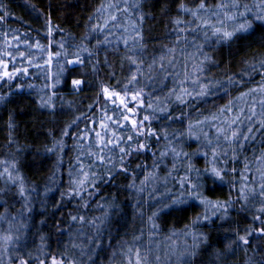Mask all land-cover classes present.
Wrapping results in <instances>:
<instances>
[{
  "label": "trees",
  "instance_id": "1",
  "mask_svg": "<svg viewBox=\"0 0 264 264\" xmlns=\"http://www.w3.org/2000/svg\"><path fill=\"white\" fill-rule=\"evenodd\" d=\"M133 2L134 0H128L129 5ZM179 2L180 0H163V2L162 0H140L139 12L132 10L129 14H125L123 12L117 13L115 9H109L103 14H97L96 10L101 4L117 3L122 8L124 2L123 0H0V3L6 5L8 12L11 13L3 23H0V55L6 51H13L14 55H18L14 48H10L5 43L3 35L5 32L8 33V42L13 46L16 41L12 40V36L20 37V51L25 53H28L29 49L23 43L24 41L32 44L39 41L44 46L51 43L52 46L43 53L34 48L31 50L36 63H44V59L36 58L42 56L46 59L48 53L53 54L50 69L47 66L44 70L29 68V75L26 77H21L9 84L0 81V96L6 97L0 102V162H6L0 163V172L7 167L10 168L14 176L19 174L24 178L25 188L29 190L26 192L30 200L28 207L31 209L30 212L25 211L24 200L18 194L17 186L8 182L7 178L3 180L7 181L8 184H3L0 177V192L7 188L11 195L10 198L13 197L15 203L14 207H6L12 213L23 207L21 214L15 220L16 234H13L21 236V243L12 247L5 246L3 242H0L1 251L4 252V256H0V264H18L16 257L28 259L27 253L44 259L43 253L59 256L65 251L77 260V264H122V258L117 255L114 259L112 253H119V245L123 242H126L128 247L146 250L148 258L159 257L161 261L157 259L155 261L162 263L167 260L161 258L166 259L168 253L162 249L159 250L161 253L150 252L156 250L155 243L152 241L161 240L164 242L163 237L172 232L183 231V227L189 226L197 216H200L198 202H189L188 205L180 206L185 210L184 214L177 210H166L160 213V216L155 220L158 229L154 232L159 235L156 237L151 235L153 231L148 223V217L157 208L162 207L165 203H170V201L167 198L161 202L151 199L150 191L155 187L159 188L157 186L143 187L142 192L137 191V189L142 187L141 181L145 174L152 171L153 160H157L159 163V180H161V176L169 172L168 168H173L171 153L163 159L164 161H159V152L165 150L167 145L165 144L164 147L156 145L155 140L151 141L152 150L142 152L127 160L126 166L129 171L135 172V188L127 187L132 180L131 176L112 170V179L105 178L96 185L98 191L90 196L96 197L95 200L88 197L86 200L78 201L76 197L79 196L68 197L65 195L63 198L61 196L62 193L68 191L70 180L74 179L72 175H69V172H72L71 166L74 157L79 154V148L76 145L78 134L88 126L89 121L103 119L101 112V108L104 107L103 100L100 104H94V97L99 92V85L103 83L109 88H113L116 87L117 80L124 84L127 82L130 72L135 71L134 68H130L125 58L131 53L127 52L122 40L132 35L128 31L133 24L139 23L138 15L143 14L144 16L141 28L145 50L142 54L144 60L143 76L139 77L140 83L136 87L142 88L144 93H151L153 99L155 97L163 98L171 90V87L178 89V84L171 80L172 77L173 79L178 78L176 71L167 67L168 61L167 63L164 62L166 71H161L159 58L166 57L168 55L167 49L170 48L181 54L193 48L192 41L188 38V31L183 36H178L174 31L175 25L171 23L173 18L191 19V17L177 12L176 7ZM184 2L189 6H194V0H184ZM218 2L219 0H207L210 5ZM238 2L241 5H248L251 12L255 13L257 11L256 5L259 4L260 0H238ZM27 4L35 5L44 16L50 14L53 32L49 38H45L47 29L44 26L43 17L36 20L35 14L26 7ZM164 4L168 5L169 11H162ZM239 11H244V9L241 7ZM110 14H116L120 17L116 27L109 23L108 29L105 31H90L93 25L97 23L103 26ZM89 17L92 19L90 20ZM248 19L251 20L252 16L249 15ZM121 25L128 31H123ZM255 26L257 30L254 35L235 41L230 48L215 45L204 47V53L211 57L203 73V75L205 74V82L209 79L219 81L224 80L226 76H233L238 83L227 86V94L223 88H218L204 99L190 102L187 107L177 103L169 104L168 107L173 117H180L182 112L187 113V119H184L183 123L178 120L160 118V121L165 125L164 129L172 134L169 138L185 132L189 120L194 122L203 116L217 113L218 109L224 107L229 101H232L233 111L232 113H225L221 119L235 115L241 108L245 111L248 110V104L239 107V103L236 102L237 98L245 90L259 85L261 79L264 82V68L259 67V61L264 59V28ZM191 27L192 25H189V28ZM85 35L88 36L87 40L84 39ZM105 36L110 43L101 44L97 47V40L103 41ZM185 37L187 42H185ZM178 40L179 43H177ZM61 41L64 43V49L57 47ZM81 44L93 52L91 62H89L86 54H82L80 58L84 59V65L67 64L66 60L76 59L74 54L80 51L79 46ZM129 46L131 47V44ZM217 48H221L218 54H216ZM191 51L199 54L194 49ZM57 52L62 53L59 60L55 58ZM64 53L67 55L65 56ZM105 58H107V62H105ZM154 58L157 63L150 74L151 78L146 79L149 76L147 66L152 63ZM7 62L9 63V70H11L12 63L10 60ZM250 64H255L257 71H251L249 69ZM93 65L97 66L95 72H93ZM16 66L20 67L21 63L17 62ZM23 66L27 67V64ZM49 70L52 74L51 80L45 78V72ZM58 73L59 84H55ZM112 74H115L114 80L110 79ZM73 79H83L89 83L82 86L79 91H73L71 84ZM170 82L172 86H170ZM18 84H22L23 88H18ZM29 84L34 85V87L29 88ZM46 84H55V87L48 89L45 87ZM117 90L120 89L117 88ZM53 92L55 95L52 98V103L55 105V110L41 109L38 103L39 98L41 96L47 98ZM144 99L148 103V97L145 96ZM89 105H94L92 110H89ZM108 114L113 115L111 111ZM262 115V120H264V113ZM9 117L12 118L13 127L11 129L8 127ZM76 117H80V119L76 125L68 129V136L61 137V132L66 125ZM158 124L159 122H154L153 125L157 126L156 131L159 133L161 127H158ZM246 124L252 128L251 133L246 132L249 139L241 141L243 147L237 149L235 161L228 159V168H235L236 172L229 171L222 184L218 183L211 190L207 188L203 190L204 195L210 200L234 199L238 195L237 188L245 182L241 174L247 177L249 187L257 186L260 182V172L257 169L264 171V164L257 161L256 157L264 153V128L260 127L259 122ZM246 124L241 126H246ZM94 126L97 127L98 124H94ZM245 131L247 130L245 129ZM49 132L52 133L51 136L48 135ZM53 137L56 140H63L62 152L59 150L56 153L45 152V146L49 148L53 146ZM161 140L164 141V139ZM180 141L186 149L196 145L191 140L183 139ZM152 151L156 154L155 156H153ZM205 151H208L207 147H205ZM112 155L115 157L116 153H112ZM231 155L232 153H229V157ZM65 159L70 163L63 165L61 162ZM188 162L182 160L181 163H175V166L178 165V167H175V170L171 172V191L168 188L165 189L173 194L177 193L176 190L180 189V187H176L178 180L189 174L184 169ZM190 163L198 169H203L206 166V158L198 154L192 156ZM245 163L248 164L247 171L245 170ZM137 164H143L147 167L137 169ZM190 175L195 177L194 172ZM146 189L147 191H145ZM10 198H6L5 201ZM83 198H87V196L84 195ZM85 202L87 203L86 209L82 207ZM98 204L104 205V207H97ZM5 205L7 204L0 203V212L4 211ZM259 206L258 201H252L247 206L248 210L243 211L240 208V203H234L229 208L228 220H220L215 217L211 223L199 224L201 233L207 235L208 241L202 243L196 250L192 260L182 262V264H264V239L255 237L249 238L250 244L246 246L247 250L245 247H239L236 248L235 254L227 253L220 259L214 255L218 251H224L225 237L230 234L232 229L242 228L245 224L251 223V216L256 214L255 208ZM105 211L108 212V218L102 225L101 246L95 248L89 244V237L93 235L95 229L88 224L80 225L71 222L70 215L103 218ZM162 219L181 223L165 226L161 221ZM237 221L238 223H236ZM97 223L100 221L97 220ZM21 224L26 227L21 228ZM78 229L81 231H77ZM241 234L244 233L241 232ZM41 236L45 237L43 241H41ZM134 237H139V240H134ZM73 243L80 247L72 248ZM6 248L7 250H5ZM81 249H83L84 255H81ZM88 256L92 257L91 261L88 260ZM169 262L176 264L174 261ZM29 264L32 262L29 261Z\"/></svg>",
  "mask_w": 264,
  "mask_h": 264
},
{
  "label": "snow or ice",
  "instance_id": "2",
  "mask_svg": "<svg viewBox=\"0 0 264 264\" xmlns=\"http://www.w3.org/2000/svg\"><path fill=\"white\" fill-rule=\"evenodd\" d=\"M124 7L121 8L120 4L109 3L107 5L101 4L97 8V14H103L109 9H115L117 13L123 12L129 14L132 10L139 12L140 10V0H134V2L129 5L128 0H123ZM163 2V0H162ZM26 7L30 10L31 13H34V18L40 20L43 17L44 26L47 29L45 38H49L53 32V25L51 22L50 14L44 16V14L36 8L35 5L27 4ZM243 8L244 11H239L240 8ZM257 11L255 13L251 12V9L248 5H241L238 0H219L218 3L210 5L207 3V0H194V6H189L180 0L176 10L177 12L191 17L190 20H184L180 18H173L171 23L175 25L174 31L178 36H183L186 31H191L194 36L197 33L201 34V38L204 43L197 44L195 40L192 41L197 52L200 55L204 56V59L199 62V64L194 65L193 75L195 79H191L188 76V73L185 72V79L180 82V87L173 88L169 93L161 97H155L153 99L151 93H144L142 88H137L136 86L140 83L139 77L143 76V52L145 46L143 44L144 36L142 35L141 25L143 24L144 16L143 14L138 15L137 19L138 24L132 25V35L129 38L123 39V45L127 49L130 55H126V60L130 68H134L135 71L130 72V76L126 83L121 84L119 80L116 81V87L109 88V86L101 83L99 85V92L96 97H94V104H100L103 100L104 107L101 108L103 113V119L99 121H91L94 124H98L100 131L95 128L91 129V136L89 132L86 131L83 135L78 137L79 141H90L87 144V147L81 144L80 153L76 157L78 173L80 177L78 179L70 180V187L66 193H62L61 196L67 195L68 197L79 196L83 199L84 194L92 196L96 192V183L98 180H103L105 178L112 179V170H115L119 173H125L128 176L132 177L131 182L127 185L128 188H135V172H130L129 168L126 166L127 158L134 157L139 155L142 152L149 151L151 149V144L149 141L155 140L157 143L160 139L169 141V146L166 150L159 152V161L168 156L169 153L172 154L173 159V168L169 170L168 175L171 176V172L175 170V161L176 160H186L187 163L186 171L189 173L179 180L180 191L178 194L168 193L167 199L170 203H165L162 207L157 208L152 214L148 217V223L151 230L154 232L158 229V225L155 223V220L160 216V213L165 212L166 210H177L182 211L180 207L182 205H188L189 202H198L200 206L204 208L202 215L197 216L193 220V224L197 223H211L213 217H216L220 220H228V211L234 203H240V208L243 211L248 210V205L252 201H258L259 207L255 208L254 215L251 216V223L245 224L242 228L232 229L230 234L225 237V249L223 252H216L214 255L217 259H220L223 255L227 253L235 254L236 248L245 247L250 244V237H255L259 239H264V171L257 169L260 172V182L257 186L249 187L247 182V177L242 175V179L245 181L237 188L238 195L233 199L228 200H210L207 196L204 195V189L207 188L211 190L218 183H223L225 181V176L229 174V171L232 173L236 172L235 168H228V159L235 161L236 151L238 148H242L243 144L241 141H246L249 139V136L240 131V126L243 124L245 119L251 121L252 117L256 115L254 108L249 109L252 113L251 116H245V110L243 108L239 109L235 115L221 119L225 113H232V101H229L224 107L219 108L217 113H213L210 116H203L202 119H197L194 122L189 120L187 123V130L184 133H180V136L175 137L176 139L185 138V139H195L198 142H201L205 147L208 148V151L200 152L198 149L196 152L188 153L183 150L178 151L175 146H171V140L169 139L170 133L164 128L160 129L158 133L151 127L153 119L163 118L166 120L180 121L184 122V119H187V113L182 112L180 117H173L171 111L168 107L169 104L175 102L185 107L189 106L190 102H195L198 99L202 100L211 92L218 88H223L225 94H227L228 87L232 86L238 81L235 80L233 76H226L224 80H212L209 79L205 82V78L202 77L204 71L203 65L206 61H210L211 57L204 53L203 49L206 45L208 46H228L229 48L232 44L240 39H244L247 36L254 35L257 28L255 25H258L260 28H264V0H260L259 4L256 5ZM162 11H169L167 4H164ZM11 15L7 10V6L0 3V23H3L6 18ZM251 15L252 19L249 20L248 16ZM91 20L92 17H89ZM120 17L116 14H110L105 20L103 26L99 23L93 25L90 31H105L108 29L109 23L116 27L119 23ZM23 22V21H22ZM189 25H195V27L189 28ZM29 27H31L29 25ZM123 31L127 32L128 29L124 28L121 25ZM58 31H62L57 29ZM5 43L8 44L10 48H14V51L18 55H14L13 51H6L0 55V81L5 84H9L14 80H18L21 77H26L29 75V68H35L37 70H44L45 66L50 69L53 54L48 53L46 59L44 57H38L36 59H44V63H36L35 59L31 54V50L34 48L40 52H45L47 48H50L52 45L49 43L47 46L41 45L39 41H36L35 44L24 41L23 43L29 49L28 53L20 51L21 41L20 37L17 35L12 36V40L16 41L13 46L7 40L8 33L5 32ZM27 35V34H24ZM84 39L87 40L88 36L85 35ZM180 41L178 40L177 43ZM185 42L187 39L185 37ZM110 41L107 36H105L103 41L97 40V47L101 44H108ZM131 44V47L129 46ZM57 47L64 49V43L61 41L58 43ZM80 51L75 53V60H66L67 64H76L84 65V59H81L82 54H86L89 62H91V57L93 52L90 51L86 46L81 44L79 46ZM168 55L171 59L168 60L169 64L175 62V49H167ZM62 53H55V58L60 59ZM66 56L67 54L64 53ZM8 60L11 61L12 67L9 70ZM159 69L161 71H166L164 67L165 57L159 58ZM17 62L21 63L20 67H17ZM107 62V58H105ZM157 61L154 58L152 63L149 64L148 71L149 76L146 79L151 78V72L156 65ZM27 64V67L23 66ZM96 65H93V72L96 71ZM186 67V65H185ZM259 67L264 68V59L259 61ZM249 69L253 72L257 71L255 64H250ZM45 78L47 80L52 79V74L49 71L45 72ZM110 79H115V74H112ZM89 82L83 79H73L71 84L73 91H79L82 86L88 84ZM184 83H189L192 85L191 88L183 87ZM55 84H59V73L56 75ZM55 84H46L45 87L48 89L54 88ZM18 88H23L22 84L17 85ZM29 88H33L34 85L29 84ZM119 88L120 90H117ZM134 89V91H131ZM257 89H250L248 93H242L237 99H242L244 96L255 93ZM259 91L264 92V84L259 88ZM123 93V94H122ZM55 95L53 92L52 95H49L47 98L41 96L39 98V107L41 109L55 110V105L52 103V98ZM148 97V103L145 106L144 98ZM5 96H0V102L5 100ZM134 103V107H129V103ZM261 104L264 105V101H261ZM94 105H89V110H92ZM145 109L151 110L150 115H143L139 119H132L131 117L137 115V110ZM111 111L113 115H109L108 112ZM159 114V115H158ZM199 115H202L198 113ZM80 117H76L71 123L66 125V127L61 132V137L68 136V129L76 125V122ZM12 118L9 117L8 127L11 129L13 124L11 122ZM125 125H128L126 128ZM147 125V127H146ZM261 128H264V120L259 121ZM209 126L210 131L213 133L212 138H209V132H204L203 127ZM199 128L200 134H196L194 129ZM118 131H123L125 135H118ZM248 133L252 132V128L247 129ZM49 136L52 135L51 132L48 133ZM226 146V147H225ZM64 144L63 140H56L53 137V146L51 148L45 146V152L56 153L58 150L63 151ZM95 149V150H93ZM112 153H116L114 157ZM209 153L211 154V159L207 160ZM229 153H232L229 157ZM203 155L206 158V166L203 169L195 168L194 165L190 163L192 156ZM156 154L153 153V156ZM82 157H87L91 163L85 166ZM256 160L264 164V153L261 156L256 157ZM6 163V162H0ZM100 167H104L106 170L103 175H98ZM146 165L137 164V169H144ZM14 168V166H13ZM87 168V170H86ZM152 171L147 172L144 176V179L141 181V185L147 183L150 179L156 180V172L159 169V163L157 160H153ZM15 170V168H14ZM245 170H248V164L245 163ZM195 173V177H192L190 174ZM71 176L72 173L69 172ZM6 176L7 181L12 185L17 186L18 194L24 200V209L27 212H30L31 209L28 207L30 200L26 195V192L29 190L25 188L24 178L19 174L13 175L7 167L4 168L3 172H0V177ZM255 183V182H253ZM91 188L92 191L89 192L88 189ZM143 187L137 189V191H143ZM59 207V205H57ZM83 208H87V203L85 202L82 205ZM97 207H104V205L98 204ZM209 208L212 209L211 215L208 214ZM219 213V215H217ZM142 215V214H141ZM108 218V212L105 211L104 217H94L86 218L84 215H70L71 222L79 223L80 225L88 224L91 228L95 229V232L91 237H89V244L93 245L95 248H100L102 240V225L105 220ZM13 220L16 217L12 218ZM97 220L100 223H97ZM0 223L7 224L6 233L0 234V242H3L5 246L16 247L21 243L20 235H13V224L12 220H9L7 216H0ZM238 223V221L236 222ZM21 228L26 227L21 224ZM59 230V229H58ZM19 231V229H17ZM77 231H81L78 229ZM241 232L244 234L242 235ZM189 235H192L189 233ZM194 240L193 251L187 252L186 255L188 258L195 256L196 250L199 249L200 245L195 243L198 239L201 243H207V235L201 234L200 236L192 235ZM45 237L41 236V241ZM134 240L138 241L139 237H134ZM43 247V245H42ZM80 246L73 243L72 248H79ZM119 253L113 252L112 256L115 259L117 255L122 258V264H147L148 256L147 253H142L139 248L128 247L126 242H123L119 245ZM7 250V248L5 249ZM44 259L40 256H33L31 253H27L28 259L16 257L18 264H29V261L32 264H77V260L74 259L67 251L61 253L59 256L51 255L50 253H43ZM81 255H84L83 249H81ZM159 259V257H156ZM88 260L91 261L92 257L88 256Z\"/></svg>",
  "mask_w": 264,
  "mask_h": 264
},
{
  "label": "rangeland",
  "instance_id": "3",
  "mask_svg": "<svg viewBox=\"0 0 264 264\" xmlns=\"http://www.w3.org/2000/svg\"><path fill=\"white\" fill-rule=\"evenodd\" d=\"M192 27H195V25H192ZM191 27V28H192ZM129 33H131V34H133L132 33V27L129 29V31H128ZM125 33V32H124ZM186 33V32H185ZM188 33H189V36H188V38L189 39H191V41H193V40H195V42L197 43V44H202V43H204V41H203V39L201 38V34L200 33H197V34H195V36H194V34L191 32V31H188ZM126 34V33H125ZM122 43H123V40H122ZM192 46H193V48L192 49H194L195 51H197L196 50V48H195V46L193 45V43H192ZM192 49H189V50H187L186 52H182V54L181 53H178V52H175L174 53V55H175V62L173 63V64H169V63H167V61L169 60V59H171V57L169 56V55H167L166 57H165V60H164V62H166L167 63V67L169 68V69H172V70H175L176 71V75H177V77L178 78H175V79H173V77H172V79L171 80H173L172 82H174L175 84H178V88L181 86L180 85V82L181 81H183L184 79H185V76H184V73L185 72H187L188 73V76L191 78V79H195V76L193 75V72H194V65H197V64H199V62L201 61V60H203L204 59V56L203 55H200V54H197L196 52H194V51H191ZM218 49V48H217ZM219 51H221V48H219L218 50H217V53L216 54H218L219 53ZM209 63V61H206L205 63H204V65H203V68H204V71L206 70V65ZM73 65V64H72ZM185 65H186V67H185ZM204 71H203V73H204ZM203 73H202V77L203 78H205V74L203 75ZM261 81V83L259 84V85H257V86H255V87H252V88H249V89H247V90H245L243 93H248L249 92V90L250 89H257V91L255 92V93H251L250 95H247V96H244L242 99H237L236 100V102H238L239 104V107L241 106V105H245V104H248V110H246L244 113H245V116H251L252 115V113L249 111V109H253L254 108V110H255V113H256V115L255 116H253L252 117V119H251V121H249V120H247V119H245L244 121H243V124H246V123H249L250 124V122H259L260 120H262V117H263V113H264V105H262L261 104V101H264V92H261V91H259V88H260V86L262 85V84H264V82H263V79H261L260 80ZM170 84V86H172V84H171V82L169 83ZM183 87H186V88H191L192 87V85L191 84H189V83H184L183 85H182ZM171 89H172V87H171ZM169 93V92H168ZM241 95H239V97H240ZM173 103H175V102H173ZM144 104H145V106L147 105V103H146V101H145V99H144ZM129 107H134V103H132V102H130L129 103ZM262 113V114H261ZM150 115L151 116V110H145V109H139V110H137V115H134L133 117V119H139V118H141L143 115ZM159 115V114H158ZM227 117H230V116H227ZM226 117V118H227ZM202 119V118H201ZM154 122L156 123V122H159V124H158V127H161V128H164V126L165 125H163V123L160 121V118L159 119H153L152 120V124H151V127L154 129V130H156L157 129V126L155 125H153L154 124ZM125 127L127 128L128 127V125H125ZM146 127H147V125H146ZM93 128H95L96 130H98V131H100L101 129H99V127L97 126V127H95L94 126V124H92V122L91 121H89V124H88V126L87 127H85L84 128V130H81V132L78 134V136H77V140H76V145L78 146V148H79V153H80V145L81 144H83L84 146H85V148L87 147V144L90 142V141H79L78 140V137L79 136H81V135H83L86 131H88L89 132V135L91 136L92 134H91V132H90V130L91 129H93ZM249 128V125L248 124H246V126L245 125H243V126H240V131L241 132H243L244 134H246V132L247 131H245V129L247 130ZM203 131L204 132H209V138H212V135H213V133L210 131V128H209V126H204L203 127ZM186 132V131H185ZM194 132H196V134H200V129L199 128H196V129H194ZM184 133V132H183ZM118 135H125V134H130V133H125V132H123V131H118V133H117ZM178 136H180V134L179 135H175V136H173V138H169L170 140H171V146L173 145V146H178V147H176L177 148V150L178 151H180V149L181 150H183V151H185V152H188V153H191L192 151L193 152H195L196 151V149L198 150H200V152H204L205 151V146L201 143V142H198V141H196L195 139H187V140H191V141H194L195 143H196V145H192V146H190L188 149H186V148H184L183 146H182V142L180 141V140H183V139H185V138H180V139H176L175 137H178ZM149 143L151 144V141H149ZM156 145H161V146H165V144L167 145L166 147H165V150L167 149V147L169 146V141H166V140H164V141H162L161 139H160V141L157 143L156 141L154 142ZM181 144V145H180ZM184 148V149H183ZM190 148H191V150H190ZM93 150H95V149H93ZM152 150V149H151ZM152 153H153V151H152ZM151 154V153H150ZM79 155V154H78ZM153 157V156H152ZM210 158H211V154L208 156V160H210ZM75 159V160H74ZM74 159H73V165L71 166L73 169H72V176H73V178L74 179H78V178H80L78 175H77V173H78V167H77V160H76V157H74ZM82 159H83V161H84V164H85V166H87L89 163H91V161L87 158V157H82ZM130 158H127V160H129ZM168 160V159H167ZM171 160H172V164L174 163L173 162V159H172V157H171ZM164 161V160H163ZM181 161L182 160H176L175 161V163L177 164V163H181ZM61 163H63V165L66 163V164H69L70 162L67 160V159H65V161H63V162H61ZM262 164V163H261ZM260 164V165H261ZM176 168L178 167V165H176L175 166ZM186 167H187V165H185L184 166V169L186 170ZM195 167V166H194ZM195 168H197V167H195ZM9 169V171H10V168H8ZM171 168H168V170H170ZM86 170H87V168H86ZM105 168L104 167H100L99 168V171H98V175H102V173L103 172H105ZM153 170V169H152ZM3 172V171H2ZM168 173L169 172H166V174H164L163 176H161V180H159V175H158V171L156 172V180L155 181H153V180H149V182H147V183H145L144 185H142V187H146L147 186V188H148V186H149V188H152L153 186H157V187H159V188H153L151 191H150V196H151V199L153 200V201H163V200H165L166 198H167V194L168 193H171L170 191H171V189H170V176L168 175ZM257 177H259V176H257ZM7 177L6 176H2L1 177V179H2V183L3 184H8L7 183V181H5V180H3V179H6ZM176 180H178V179H176ZM180 180V179H179ZM179 180H178V184H177V188L179 187ZM99 181L100 180H98L97 181V183H96V185L99 183ZM164 188V189H163ZM165 188H168L169 190H167V189H165ZM88 191L89 192H91L92 190L91 189H88ZM98 191V189L96 190V192ZM145 191H147V189L145 190ZM179 191H180V189H178V190H176V194H178L179 193ZM95 192V193H96ZM173 192H175V191H173ZM94 193V194H95ZM85 196H87V198L88 197H90V196H88L87 194H84ZM0 196H1V199H0V203H2L3 205L4 204H7V205H5V209H4V211H2V212H0V216H7L8 217V219L9 220H12V224H13V231H12V234H16V230H15V220H17V218L19 217L18 215L19 214H21V212H22V209H23V207H20V208H18V209H16V212L15 213H12L10 210H9V208L8 207H6V206H9V207H14V202H13V197H11L10 198V194H9V192H8V190H7V188L5 189V190H1V192H0ZM6 198H10L9 200H7V201H5L6 200ZM199 212H200V215H202L203 214V212H204V208L202 207V206H199ZM184 211L185 210H182L181 211V213L182 214H184ZM211 212H212V209L211 208H209V212H208V214L209 215H211ZM219 214V213H218ZM217 214V215H218ZM13 217H16V219H12ZM23 217L21 216V219H22ZM213 218H215V217H213ZM184 220V219H183ZM182 220V221H183ZM162 221V223H163V225H165V226H167V225H174V224H179V223H181V222H179L178 221V223H175L174 221H172V220H167V219H162L161 220ZM184 222V221H183ZM199 224H201V223H197V224H193V222L192 223H190L189 224V226H186V227H183V231H180V232H172L171 234H169L168 236H166V237H163V240H165L164 242L163 241H161V240H158V241H152V242H154L155 243V248H156V250H151L150 252H158V253H161V252H159V250L160 249H162V250H166L165 252H167L168 253V257H166V259L164 258V257H162L161 259H163V260H167L166 262H162V263H160V262H156L155 261V259L156 258H154V256L153 257H151V258H148V260H147V264H171V262H169V261H174L176 264L178 263V261H180L179 262V264H182V262H186V261H190V260H192V258L194 257H191V258H188L187 257V255H186V253L187 252H191V251H193V244H194V240H193V238H192V235H195V236H200L202 233H201V231H200V228H199ZM7 224L6 223H0V234H3V233H6V231H7ZM184 228H186V229H184ZM189 233H191L192 235H189ZM151 235L152 236H154V237H156L157 235H159L157 232H153V233H151ZM168 242V243H167ZM195 243H197V244H199L200 246L202 245V243L197 239L196 241H195ZM179 246H181V247H179ZM1 247H3V246H1ZM141 252L142 253H145V252H147L146 250H143L142 251V249H141ZM0 256H4V252L3 251H1V248H0ZM150 256H152V255H150ZM154 258V259H153ZM157 260H159V259H157ZM159 261H161V260H159Z\"/></svg>",
  "mask_w": 264,
  "mask_h": 264
},
{
  "label": "flooded vegetation",
  "instance_id": "4",
  "mask_svg": "<svg viewBox=\"0 0 264 264\" xmlns=\"http://www.w3.org/2000/svg\"><path fill=\"white\" fill-rule=\"evenodd\" d=\"M132 119L134 118L133 116L131 117ZM89 198H91V200L93 199V200H95L96 199V197H89ZM86 199H88V198H83V200H86ZM76 200H81V197H76Z\"/></svg>",
  "mask_w": 264,
  "mask_h": 264
}]
</instances>
